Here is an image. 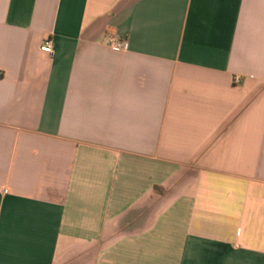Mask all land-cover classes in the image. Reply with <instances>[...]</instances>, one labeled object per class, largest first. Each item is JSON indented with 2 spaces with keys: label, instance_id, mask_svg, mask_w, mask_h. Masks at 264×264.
<instances>
[{
  "label": "crops",
  "instance_id": "obj_1",
  "mask_svg": "<svg viewBox=\"0 0 264 264\" xmlns=\"http://www.w3.org/2000/svg\"><path fill=\"white\" fill-rule=\"evenodd\" d=\"M0 264H264V0H0Z\"/></svg>",
  "mask_w": 264,
  "mask_h": 264
},
{
  "label": "built area",
  "instance_id": "obj_2",
  "mask_svg": "<svg viewBox=\"0 0 264 264\" xmlns=\"http://www.w3.org/2000/svg\"><path fill=\"white\" fill-rule=\"evenodd\" d=\"M108 42H109V44H111L112 46H114L115 48H118V49L125 48V45H126L125 40H121V39L117 38L116 36H112V35L108 37ZM40 49L42 51L47 52V53H51L53 51L52 44L49 40H46L40 46Z\"/></svg>",
  "mask_w": 264,
  "mask_h": 264
}]
</instances>
